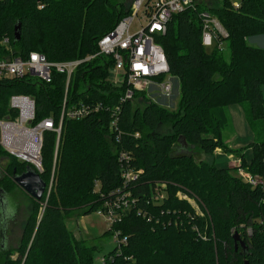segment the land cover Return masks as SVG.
Here are the masks:
<instances>
[{
  "label": "trees",
  "instance_id": "16d2710c",
  "mask_svg": "<svg viewBox=\"0 0 264 264\" xmlns=\"http://www.w3.org/2000/svg\"><path fill=\"white\" fill-rule=\"evenodd\" d=\"M220 3L209 10L228 32L227 48L210 52L201 45L198 12L205 6L172 15L165 33L156 38L164 49L169 74L178 79L176 111L158 105L145 92L120 102L125 84L108 81L112 64L104 57L80 63L68 83L65 74L55 71L50 83L31 76L0 80V118L10 114L7 105L12 94L34 98V124L51 117L58 126L64 100L66 106L80 100L102 107L79 120L62 119L58 135L53 130L43 133L39 173L46 190L39 200L30 195L31 212L20 245L10 251L0 239L4 255L0 264H93V248L67 230L64 218L76 213L74 209H82L78 216L93 212L102 201L125 191L131 194V208L104 234L117 229L127 243L121 254L113 248L105 264H124L128 256L132 264H152L165 253L174 255L179 264H217L215 248L219 264H264V188L252 187L236 174L241 166L252 175H264V142L249 144L253 156L248 163L242 148H230L223 140L226 108L231 104L247 105L244 113L250 129L257 122L264 127L260 87L264 48L245 42L248 35L264 33V0H240L237 8L227 0ZM129 9L125 0H0V40L7 36L19 57L40 52L49 61L83 58L95 51L97 41ZM16 24L21 25L18 41L13 37ZM1 48L0 44V53ZM114 106L121 111L119 127L111 132ZM166 125L169 129L162 132ZM115 134L120 136L118 141ZM124 149L131 156L129 167L139 171L128 183L120 177L118 155ZM216 149L234 154L241 164L220 168L196 160V154L209 155ZM3 161L9 175L26 169V163L6 161L0 146V164ZM59 164L72 169L70 182L46 197L49 178L60 172ZM12 176L0 178L4 194L8 183L14 185ZM95 182L99 184L96 192ZM155 192L166 196L154 199ZM236 232L244 245L236 242L235 248Z\"/></svg>",
  "mask_w": 264,
  "mask_h": 264
},
{
  "label": "built area",
  "instance_id": "2783aa9c",
  "mask_svg": "<svg viewBox=\"0 0 264 264\" xmlns=\"http://www.w3.org/2000/svg\"><path fill=\"white\" fill-rule=\"evenodd\" d=\"M209 1L213 2L214 0H131L130 13L120 18L119 22L97 41L94 52L78 59L49 61L40 52H30L28 57H19L13 53L8 37H3L0 40L2 46L0 80L22 79V77L31 76L50 83L52 73L55 71L65 74L68 83L70 76L76 71L80 63L104 57L112 64L109 66L108 81L115 86L125 84L124 94L120 98V102L132 99L136 92H145L148 97L150 94L157 97L158 95L169 97L173 91L174 79L169 74L164 49L157 43L156 38L165 33L167 23L172 15L189 8L194 9L196 6H205L204 10L198 12L201 24V45L208 49H224L222 41L228 37V32L223 28L220 19L216 18L209 10L211 7ZM227 1L232 8H237L240 5L237 1ZM134 19H136L137 25L136 29L132 31L131 26ZM157 56L160 57V62H157ZM159 78H163V80H158ZM149 98L152 99L153 97L150 96ZM61 108L58 126L53 123L51 117H45L34 124V98L24 94L10 95L7 105L10 114L0 118V144L2 148L6 153L15 156L18 161L31 166L36 172L42 171L40 148L43 133L53 130L58 135L61 130L62 119L79 120L90 113L98 112L102 107L99 103H86L80 100L66 106L64 100ZM10 109L14 111L13 115H11ZM120 111V106H114L110 113L109 129L111 132L119 127ZM19 130L24 135H14V132ZM10 135L9 139L8 136ZM115 135L116 141H118L120 136ZM12 136L15 139H12ZM135 136H139L138 132L135 133ZM5 144L11 147L7 148ZM130 157L129 152L125 149L121 150L118 155L121 163L120 177L124 183L137 178L139 173V171L129 167L127 161ZM262 158L264 164V151ZM236 174L252 187L260 185L264 188V181L261 176L252 175L241 166L238 167ZM117 192L120 193L119 190ZM162 194L163 192H155L154 199H162ZM180 194L178 193V196L181 198L187 197ZM130 196L129 191L115 195L110 200L102 201L94 212L97 216L103 217L109 223L108 228H110L112 224L121 221L120 219L126 210L131 208L130 205L133 201L129 200ZM111 235H114L115 238L116 254H121V247L126 245L127 237H122L117 229H113ZM131 259L130 256L124 257L126 261L124 264H132ZM105 260L106 257H101L100 263L105 264Z\"/></svg>",
  "mask_w": 264,
  "mask_h": 264
},
{
  "label": "rangeland",
  "instance_id": "374dc122",
  "mask_svg": "<svg viewBox=\"0 0 264 264\" xmlns=\"http://www.w3.org/2000/svg\"><path fill=\"white\" fill-rule=\"evenodd\" d=\"M240 2V0H232ZM220 0H214L213 2L209 1L208 3L212 6H218L220 5ZM125 4L128 5V7L131 4V0H125ZM137 21L134 19V23L131 26L132 31L136 29ZM245 42L247 45L262 49L264 48V33L262 34H251L248 35V37H245ZM222 46L224 48H227V42L226 40L222 41ZM213 49L210 48L208 51H212ZM171 76V75H170ZM173 77V76H172ZM174 79V80H173ZM173 91L169 97L165 96H154V94H150L152 96L153 100L157 102L158 105L162 107H166L170 110H177L178 109V99L180 96V92L178 90V79L173 78ZM177 83V85H176ZM261 93L264 98V83L261 84ZM154 91L152 90V93ZM236 105V106H233ZM243 107V105H241ZM230 107V106H229ZM239 104H231V107L229 108L230 116L232 117V128L234 132V136L231 140V144L233 147H242L244 152V157L248 163L252 160L253 156V150L251 148H248L250 143L253 140L263 141L264 142V127L259 122L255 124L253 130L249 128V125L247 124V121L245 120V116H243V110L241 109ZM247 105H245V108ZM230 127V122L227 119V122L224 126L223 132L225 133L226 130H228ZM169 129V126L166 125V127H161L162 132H166ZM1 146V144H0ZM7 146V148H10L11 146ZM2 148V146H1ZM2 151L4 153V157H6L7 160L14 159L16 164H18V160L15 156L6 153V151L2 148ZM196 160L202 159L206 162L214 163L217 167L224 168L228 167L231 158L226 153H214V154H204L199 153L196 154ZM65 158V157H64ZM64 162V159H63ZM78 162H72V164H75ZM5 161L0 164V178L7 179V176L9 175L8 167L5 166ZM60 165V164H59ZM61 166V165H60ZM88 164L86 163V166L84 168H87ZM238 167V165H236ZM64 169V170H63ZM72 169L69 165L63 164L60 168V172L55 173L54 176L49 178V185L47 188V191L45 193L46 197L49 195V192L53 193L56 189V187L63 186L64 183L70 182V175H71ZM6 176V177H5ZM10 179V178H8ZM12 179V178H11ZM262 180L264 181V175L262 176ZM13 181V180H12ZM1 183V182H0ZM14 185L12 183L9 185L7 184V194H4L6 196V202L4 206V212L0 210V239L3 238V242L5 243L6 249L10 251H14L21 243V234L23 231V228L25 226V221L31 212V199L32 197L25 193L16 183L13 181ZM2 185V184H0ZM99 189L98 182L94 184V192H96ZM85 192V190H84ZM91 198L94 196L93 193ZM163 196H166V193L163 192ZM81 197H83V194L81 193ZM90 198V197H89ZM189 202L195 207L196 212L200 213L198 207H196L195 203L191 199H189ZM76 213H73L66 216L64 218V222L66 225L67 230L72 232L73 236L75 235L73 231H77L80 233V238H77L78 240H82L85 245H88L89 247L93 248L92 252V263L93 264H99L101 257H106L110 254L111 251H113V248L115 247V238L114 235L111 234H104V232L108 229L109 223L101 216H97L95 212H90L88 214H83V216H78L81 214L82 209H74ZM201 214V213H200ZM4 216V217H3ZM3 217V218H2ZM252 225V224H251ZM250 227V225H249ZM4 230V232H2ZM239 232H242L241 230ZM51 251L50 249H47V254H49ZM16 257V254L11 256V259L14 260ZM219 253L217 248H215V254L214 258L216 259V263L219 264ZM4 260V255L2 251H0V263ZM183 259L181 258L180 261ZM152 264H179V262L176 260V257L174 255L165 253V254H159L157 255L156 259L153 261Z\"/></svg>",
  "mask_w": 264,
  "mask_h": 264
},
{
  "label": "water",
  "instance_id": "95a60500",
  "mask_svg": "<svg viewBox=\"0 0 264 264\" xmlns=\"http://www.w3.org/2000/svg\"><path fill=\"white\" fill-rule=\"evenodd\" d=\"M20 26L19 24L15 25L13 37L15 41L20 40ZM12 180L15 181V183L28 195H31L33 198L39 200L40 197L43 195V192L46 190V182L42 180L40 177V173L36 172L31 166L28 164L26 165V169L24 172L18 174L15 173L12 176ZM6 202V196H4L2 189L0 188V210L4 212V206ZM234 238V245L236 248V242H238L240 245H244L243 241L238 236V233L236 232L233 236Z\"/></svg>",
  "mask_w": 264,
  "mask_h": 264
},
{
  "label": "crops",
  "instance_id": "0c3cea01",
  "mask_svg": "<svg viewBox=\"0 0 264 264\" xmlns=\"http://www.w3.org/2000/svg\"><path fill=\"white\" fill-rule=\"evenodd\" d=\"M229 106L231 107V105H229ZM229 106H227V108H226V115H227L228 120L230 122V127L228 130H226L225 133L223 132V140H224V143L227 144L230 148H233V149L242 148V147H237V148L233 147L231 144V140L234 136V132H233V128H232V126H233L232 125V117L230 116V113H229V108H230ZM233 106H236V105H233ZM240 107H242V106L240 105ZM241 109L243 110V113H244L245 107L243 106ZM243 116H245V113L243 114ZM245 120L247 121L246 116H245ZM247 124H248V122H247ZM214 153L218 154V153H226V152L222 151L221 149H216L212 154H214ZM226 154L231 158L228 167H236V165H238L239 163L241 164V159L239 157L235 156L232 153H226ZM243 158L245 159L244 156H243ZM73 232L75 235L77 234V236H76L77 238H80L79 232H77V231H73Z\"/></svg>",
  "mask_w": 264,
  "mask_h": 264
},
{
  "label": "bare ground",
  "instance_id": "6f19581e",
  "mask_svg": "<svg viewBox=\"0 0 264 264\" xmlns=\"http://www.w3.org/2000/svg\"><path fill=\"white\" fill-rule=\"evenodd\" d=\"M156 58H157V62H160V57L157 56ZM159 66H162V64H159ZM9 130H11V129H9ZM9 133H10V131H9ZM16 134L17 135H21V134L24 135V133L21 132L20 130L18 132H14V135H16ZM10 137H11V135L8 136L9 139H10ZM12 139H15L14 136H12Z\"/></svg>",
  "mask_w": 264,
  "mask_h": 264
},
{
  "label": "flooded vegetation",
  "instance_id": "af4514ba",
  "mask_svg": "<svg viewBox=\"0 0 264 264\" xmlns=\"http://www.w3.org/2000/svg\"><path fill=\"white\" fill-rule=\"evenodd\" d=\"M3 217H4V216H3ZM3 217H2V218H3Z\"/></svg>",
  "mask_w": 264,
  "mask_h": 264
}]
</instances>
